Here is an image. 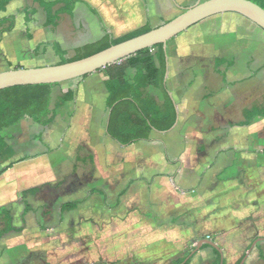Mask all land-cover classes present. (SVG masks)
Wrapping results in <instances>:
<instances>
[{"label": "crops", "instance_id": "0c3cea01", "mask_svg": "<svg viewBox=\"0 0 264 264\" xmlns=\"http://www.w3.org/2000/svg\"><path fill=\"white\" fill-rule=\"evenodd\" d=\"M27 1L14 0L6 8L7 11L14 8L16 11L9 15L14 14L17 17L13 31L5 34L0 43V53L4 54L8 64L14 67L44 66L46 62L41 60L46 56L51 57L55 64H59L61 58L56 52L55 44H59L67 52L65 57L68 58L70 51L94 43L106 33L118 38L146 24L153 28L158 27L167 22L168 16L176 17L179 13L175 12L183 6V0H85L99 12L103 24L86 3L78 2L72 15L66 12L60 15L56 32L51 35L46 31L45 10L38 3L36 6L35 0H32L29 6ZM61 6L63 5L57 8ZM27 12L30 16L28 22ZM168 58L170 61L169 56ZM89 76L102 78L106 106L108 93L105 81L108 75L104 71H96ZM169 76L170 72L167 84ZM224 79L223 77L222 80ZM176 83L178 82L174 81L173 89L169 90L176 102L178 116L175 125L169 131L153 129L148 139L124 145L108 132L110 110L106 107L108 109L106 132L101 130L95 118L93 132L82 134V137L86 136L85 140L89 139L88 143H92L98 150L101 149L99 165L102 160L107 161L97 176L100 184L93 186L88 195H92L89 198H99V202L88 206L90 199L87 197L81 199L84 202L76 209L65 212L61 223L58 219L57 224L52 225L58 227L48 229L50 232L47 234L43 250L46 264L69 262L80 264L85 261L93 264L123 261L124 264H129L138 259L150 261V258L156 257L157 251L162 250L173 261L181 257L191 244L198 243L204 238L212 240L213 230L214 232L222 230L224 226L227 231L222 233L216 243L223 254L225 253L226 264H229L226 243L229 242L228 245L231 244L229 247L240 250L242 242L248 241L251 235L245 230V226L253 224L261 235L255 239L264 238V204L248 206L245 203L240 204L237 200L239 197L247 200L250 193L245 183L246 176L253 179L254 187L264 189V159L259 158L258 153L242 155L235 163L224 164L218 170L221 163L219 156L236 151V146L219 150L213 155L204 152L202 148L198 150L201 153L187 150L183 152L182 146L188 142H185L180 134L176 136V130L185 123L187 105L178 101ZM208 119L211 118L206 115L200 119V123L204 120L205 123H210ZM210 141L214 145L220 142V139L212 138ZM200 144L204 145V142ZM97 158L98 154L95 163H98ZM235 164L238 165L236 171L238 172L236 177L240 176L238 180L232 179L230 173L227 174V171L236 167ZM108 187L117 193L112 204H108ZM91 190L95 193L91 194ZM123 191L125 193L121 195ZM225 197L231 199L228 207H223L220 203ZM86 209L93 211V216L83 217L77 214V229L74 228L72 233L65 236L63 231L72 223V218L67 214L76 211L84 213ZM244 210L247 213L242 216ZM221 211L224 212V216ZM222 224L224 226L220 227ZM235 227L241 231L234 233ZM207 229H210V232L205 234ZM26 230L27 219L23 231ZM35 237L30 241V247H36L38 244L37 236ZM74 240L77 247L70 250ZM256 247L259 248L257 245L254 248ZM253 249L249 258L254 252ZM205 250H208V259H211L212 264L216 258L213 247L201 248L199 251ZM22 257V251L8 248L0 253V264H20ZM160 263L162 261L159 259L157 263L149 264Z\"/></svg>", "mask_w": 264, "mask_h": 264}, {"label": "rangeland", "instance_id": "374dc122", "mask_svg": "<svg viewBox=\"0 0 264 264\" xmlns=\"http://www.w3.org/2000/svg\"><path fill=\"white\" fill-rule=\"evenodd\" d=\"M31 1H27L28 6ZM198 1L183 0L182 8L175 14L182 13L184 9ZM34 4L38 6L37 3L34 2ZM6 11H2L0 16L5 17L16 10L13 8L12 11ZM21 12L23 11L21 10ZM174 17L175 15L168 16L167 19L170 20ZM259 28L240 14L224 13L198 23L168 43L167 54L171 59L169 61L171 76H169L168 87L172 90L174 81L178 82L176 83L178 84L177 99L187 105L185 123L176 130V136L180 134L185 142H188L182 146L183 152L187 150V152L201 153L198 150L202 148L205 150L204 152L213 155L219 150L236 146V151L219 156L221 163L218 170L224 164L235 163V160L240 159L242 155L249 156L258 153L259 158L264 159V118H256L248 127L242 125L246 120L244 110L263 102L264 30ZM46 31L53 35L56 32V27L47 26ZM76 53L75 50L70 51L68 58H73ZM221 58L231 60L233 65L224 64L217 68L216 59ZM41 61H45V65H55L56 63L49 56ZM15 68H28V66L14 67V65L8 64L4 54L0 53V72ZM221 71H225V75ZM131 74H134V71ZM223 76H226L224 81L222 80ZM63 89L72 90L69 94L72 99L63 107L57 108L56 104L59 98L67 96L63 93ZM102 90V78L89 76L84 79L78 78L59 83L52 87L45 85L14 87L6 92L7 95L15 96L19 104H26L32 97L38 98L50 93L52 96L51 109L56 112L55 120L49 125L36 123L26 117L15 126L2 132L7 142L16 150L15 158L31 157L16 164L0 177V210L3 206L11 210L16 227L22 226L21 215L25 207V200L37 209L36 212L27 215L26 231L12 232L0 239V253L8 248H15L23 252L20 264H46L43 250H45V242L50 230L44 231L42 228L57 224L60 206L63 202L92 197V195L88 196L90 189L96 184H100L97 176L100 168L103 169V165L107 164V161L102 160L99 165L101 149L98 150L92 143H88L89 139L85 140L86 136L82 137V134L93 132L95 118L101 130L106 132L108 109L104 104V91L102 92ZM151 92L159 100L162 99L159 89L151 88ZM206 115L211 118L208 119L210 123H205L206 119L200 123V119ZM212 138L220 139V142L213 145L210 141ZM200 142H204V145ZM96 154H98V163H95ZM5 164L7 163L0 162V168ZM237 168L238 165L227 171V174L230 173V177H233L232 179H240V176L236 177ZM246 172L247 170L244 171V175ZM242 178L245 179L244 176ZM96 180L98 182L95 183ZM253 182V179L246 176L245 183L250 193L247 200L242 197L237 198L240 204L244 205L245 203L248 206L264 204V189L261 190L259 186L254 187ZM34 186L39 187L40 191L36 195H28L26 199H23L22 190ZM107 190L108 204H112L115 202L117 193L109 190V187ZM89 199L88 206L99 202V198ZM220 203L223 204H221L223 207H228L231 199L225 197L221 199ZM44 208L47 210V214L43 213ZM92 212L86 209L84 213L77 211L68 213L67 216L72 218V223L63 231L65 236L72 233L74 228L77 229V214L83 217H92ZM223 213L221 211L222 216H224ZM245 213L247 211L244 210L241 213L242 216ZM4 226V216L0 212V229ZM223 226L222 224L220 227ZM245 227V230L251 235L248 241L242 242L240 250L235 247L231 248L229 247L231 244L226 243L229 264H236L248 252L254 239L261 236L253 224ZM226 231L225 226L222 230L216 232L213 230L212 241L217 242L222 233ZM240 231V228L233 229L234 233ZM206 232H210V229H207L205 234H207ZM35 236L39 242L36 247H30V241ZM196 245L197 242L191 244L184 254L191 251ZM76 247L77 243L74 240L70 245V250L76 249ZM253 251L246 264H264L262 257L264 244L259 248H254ZM197 254L190 264L211 263V259H208V250L199 251ZM167 255L164 250L157 251L156 257L150 258V261L138 259L129 264L157 263L159 259L162 261L160 264H172L171 257ZM120 263L124 264L123 261ZM120 263L113 262L111 264ZM69 264L77 263L69 262ZM80 264L93 263L85 261Z\"/></svg>", "mask_w": 264, "mask_h": 264}, {"label": "trees", "instance_id": "16d2710c", "mask_svg": "<svg viewBox=\"0 0 264 264\" xmlns=\"http://www.w3.org/2000/svg\"><path fill=\"white\" fill-rule=\"evenodd\" d=\"M12 1L14 0H0V13L5 11ZM252 1L264 8V0ZM35 2L46 12V26L56 27L62 13L66 12L72 15L74 7L78 2L86 3L89 8L99 16L101 24H103L99 12L85 0H35ZM59 5L63 6L57 8ZM28 16L27 12V22L30 20V16ZM15 24V15L0 16V42L5 34L13 31ZM151 29H153V27L150 24H146L118 38L106 33L100 40L78 48L73 58H66L65 55L67 52L59 44H55V49L61 58L60 63H65L89 56L113 44H118L144 34ZM104 30L107 32L105 26ZM167 57L168 54L164 45L159 44L143 49L132 56L98 70V72L104 71L108 75V79L105 81V89L108 93L106 107L110 110L108 132L120 143L129 145L141 139H148L153 129L167 132L175 125L178 114L176 102L170 93L166 81ZM224 64L228 66L233 65L231 61L224 58L216 60L217 68ZM131 71H134V75H131ZM221 73L225 75V71H221ZM223 77L225 78L226 76ZM58 84L59 83L43 85L52 87ZM18 87L22 88L24 86ZM151 88L160 90L162 96L161 100L151 92ZM8 90H10V88L0 91V162L7 163L0 168V177L16 164L31 158L30 156L15 158L17 155L16 150L7 142L2 132L5 129L15 126L26 117L42 125L51 124L56 117V112L51 109L52 96L50 93L38 98L32 97L26 104H19L15 96L7 95L6 92ZM71 92V89H63V93L67 96H61L59 98L56 104L57 108L63 107L72 99V97L69 96ZM244 116L246 120L242 123L243 126L251 125L256 118H264V96L263 102L260 105H255L246 109L244 111ZM39 191L40 188L35 186L25 188L22 190L23 199H26L28 195H36ZM93 193H95L94 190H91V194ZM123 193L125 192L123 191L121 195ZM83 202L84 200H68L63 202L60 206L59 223L63 221L65 212L76 209L78 205ZM24 204L25 207L21 215L22 226L19 227L14 225V217L11 210L5 206L1 208L0 212L4 216L5 226L0 229V239L10 232L20 233L25 229L26 216L30 212H36L37 209L26 200ZM43 213L47 214V211L43 210ZM56 227L58 226H44L42 230L47 231L48 229ZM261 244H264V239L261 240L257 246L259 247ZM205 247L212 248V246L204 244L202 249ZM194 248L192 250H194ZM192 250L188 251L184 256L173 260L172 264H182ZM213 250L216 254V258L212 264H221V252L215 248H213ZM194 256L195 255L190 257L185 264H190ZM243 257L236 264H240ZM262 257L264 258V255H262ZM98 264H107V262H100ZM224 264H226V259H224Z\"/></svg>", "mask_w": 264, "mask_h": 264}, {"label": "water", "instance_id": "95a60500", "mask_svg": "<svg viewBox=\"0 0 264 264\" xmlns=\"http://www.w3.org/2000/svg\"><path fill=\"white\" fill-rule=\"evenodd\" d=\"M224 13H237L249 19L264 30V8L252 0H199L196 4L184 9L182 13L150 31L113 44L101 51L78 60L55 65L33 68L8 69L0 72V91L30 85L57 84L83 78L108 65L119 62L137 52L163 44L167 51L168 43L198 23ZM166 81L169 74V58L167 57ZM264 238L256 239L240 264H245L250 251ZM204 244H208L221 252V264H224V254L219 245L210 239H201L186 261L195 255Z\"/></svg>", "mask_w": 264, "mask_h": 264}, {"label": "flooded vegetation", "instance_id": "af4514ba", "mask_svg": "<svg viewBox=\"0 0 264 264\" xmlns=\"http://www.w3.org/2000/svg\"><path fill=\"white\" fill-rule=\"evenodd\" d=\"M255 240H256V239H255ZM255 240H254V241H255ZM254 241H253V242H254ZM260 241H261V240H260ZM252 244H253V243H252ZM256 245H257V244H256ZM249 249H250V248H249ZM245 255H246V254H245Z\"/></svg>", "mask_w": 264, "mask_h": 264}]
</instances>
